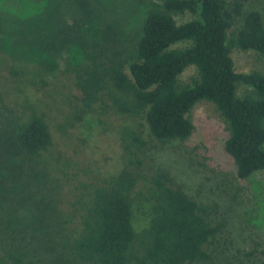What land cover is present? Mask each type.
Returning <instances> with one entry per match:
<instances>
[{
    "label": "trees",
    "instance_id": "trees-1",
    "mask_svg": "<svg viewBox=\"0 0 264 264\" xmlns=\"http://www.w3.org/2000/svg\"><path fill=\"white\" fill-rule=\"evenodd\" d=\"M158 1L147 11L127 71L108 57L102 36L110 34L109 27L94 25L89 0H76L84 15L80 21L40 37L41 54L70 47L83 53L85 66L75 76L79 115L107 101L134 125L118 132L122 169L75 187L71 210L61 219L68 234L66 264L71 255L81 264H193L209 259L206 245L218 231L207 219L209 207L174 187L165 171L137 175L149 141H182L192 134L189 113L200 101L212 103L223 118L224 152L237 178L261 172L264 180V72L238 73L231 57L234 50H252L264 58L263 16L245 8L250 0ZM184 14L195 18L178 23L175 17ZM182 43L187 45L177 47ZM189 68L195 74L181 81ZM240 86L249 91L238 96ZM51 144L47 124L32 114L16 123L8 147L37 157ZM134 205L150 210L148 225L139 232L132 225ZM23 263L18 250L0 248V264Z\"/></svg>",
    "mask_w": 264,
    "mask_h": 264
},
{
    "label": "rangeland",
    "instance_id": "rangeland-1",
    "mask_svg": "<svg viewBox=\"0 0 264 264\" xmlns=\"http://www.w3.org/2000/svg\"><path fill=\"white\" fill-rule=\"evenodd\" d=\"M89 2L94 25L109 27L110 34L102 36L108 57L127 71L147 11L159 1ZM245 8L264 18V0H250ZM83 17L76 0H0V153H4L0 154V248L18 250L23 264H66L68 234L61 219L71 210L75 187L122 169L118 132L134 126L107 101L79 115L75 76L85 59L78 48L40 53V37ZM194 18L175 17L178 23ZM231 57L238 73L264 72V58L255 51L234 50ZM194 74L189 68L180 80ZM248 91L240 86L237 95ZM32 114L45 121L52 136L51 146L37 157L8 147L16 123ZM189 118L194 130L185 140L148 142L137 175L165 171L174 187L209 207L207 219L218 231L206 245L209 259L193 264L263 263L262 173L237 178L233 161L224 152L226 126L212 103L198 102ZM149 219L148 205L133 206L132 225L137 232ZM71 258L70 264H81Z\"/></svg>",
    "mask_w": 264,
    "mask_h": 264
}]
</instances>
